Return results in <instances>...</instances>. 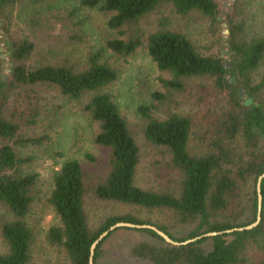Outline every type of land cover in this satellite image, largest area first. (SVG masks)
I'll list each match as a JSON object with an SVG mask.
<instances>
[{
    "label": "trees",
    "instance_id": "1",
    "mask_svg": "<svg viewBox=\"0 0 264 264\" xmlns=\"http://www.w3.org/2000/svg\"><path fill=\"white\" fill-rule=\"evenodd\" d=\"M11 0H0V8ZM161 5H169L176 13L187 15L198 11L215 20L220 10L215 0H80L79 7L99 6L111 13L107 21L110 29L134 25L139 19ZM77 8L71 10L76 18ZM228 19L227 56L231 66L222 57L204 55L183 33L160 28L148 34L146 50L158 69L169 72L172 77L161 79L169 88L181 90L183 78L207 76L214 85L226 90L230 108L218 119V136L211 150L202 155H191L188 137L191 120L178 113H170L163 119L152 117L151 105H139L137 112L145 120L143 135L150 143L168 151V167L179 175L178 191L170 189L154 191L136 182L140 162L139 148L132 137L111 93L103 91L118 77L117 71L101 61L103 48L88 51L85 62L79 66L64 63H46L29 67L25 60L34 49L29 40H6L9 57L14 61L7 81L0 78V204L16 219L5 222L1 233L7 251L0 255V264H28L32 233L24 220L29 211L30 189L35 173H23L21 165L29 158L19 157L8 143L12 139L38 142L42 138H19L18 124L5 117V100L8 88L27 89L47 84L73 100H79L88 92H95L83 104L82 110L98 123L99 131L94 142L109 148V170L105 178L94 185V195L104 201L136 205L148 209H166L178 216L179 222H194L184 237H176L167 228L125 213L103 219L91 229L83 208L85 193L83 170L77 159H66L53 173V184L48 198L60 225L47 230L50 243L62 248L69 264H89L90 247L100 233L119 221L136 224H154L173 240L185 241L206 232L222 231L252 223L256 217V179L264 173V74L255 80L256 70L264 58V35L245 33L243 25ZM84 19V18H83ZM77 20L72 25H81ZM127 38L114 37L106 41V48L117 54H130L142 42L135 29ZM125 33L124 31L121 32ZM235 78V83L231 81ZM243 87L251 97L244 104L237 93ZM158 97V94H154ZM30 113V111H29ZM29 115V114H28ZM38 115L31 110V121ZM241 136L244 152H235L226 141ZM258 149V150H257ZM251 179L250 192L246 195L244 208L249 209L245 222L231 220L233 202L243 203L242 186ZM262 212L260 222L249 230H235L195 241L172 245L165 242L153 230L140 229L158 240V244L140 241L134 244L132 255L146 259L152 264H245L243 257L247 246H253L259 257L251 264H264V178L260 184ZM227 212V219L215 217ZM131 229L120 227L110 231L96 246L93 254L95 264L102 253V245L114 231ZM135 230V229H134ZM209 241V244L206 242Z\"/></svg>",
    "mask_w": 264,
    "mask_h": 264
},
{
    "label": "rangeland",
    "instance_id": "2",
    "mask_svg": "<svg viewBox=\"0 0 264 264\" xmlns=\"http://www.w3.org/2000/svg\"><path fill=\"white\" fill-rule=\"evenodd\" d=\"M80 0H11L0 8V78L7 81L14 61L9 57L6 40H29L34 49L25 64L36 67L46 63H64L81 66L91 49L103 48L101 61L117 71L118 77L103 91L112 94L127 127L139 148L140 162L136 182L144 188L159 191H178L179 175L168 167L170 154L164 147L147 141L143 135L144 118L137 112L139 105H151L152 117L163 119L170 113L187 116L191 120L188 151L202 155L211 150L218 136L217 121L230 108L226 90L218 89L211 77L183 78V88L164 86L161 79L172 75L158 69L146 50L149 33L160 28L185 34L204 55L222 57L227 63L228 19L240 23L249 35H264V0H215L220 15L213 20L198 11L187 15L176 13L169 5H161L139 19L134 25L110 29L107 21L111 13L99 6L79 7ZM73 8L76 18L71 17ZM84 18V19H83ZM81 25H72L82 20ZM74 21V22H73ZM142 36L139 45L130 54H117L106 48V41L127 38L132 32ZM124 31L125 33H121ZM264 74V58L255 74L257 81ZM232 82L235 83V78ZM95 92H88L79 100L63 95L58 88L40 84L27 89L9 87L6 92L5 117L18 124L19 138H42L38 142L9 140L19 157L29 158L21 165L23 173H35L36 179L29 195V211L22 218L32 233L28 264H69L64 250L47 238L51 226H59L48 198L53 184V173L66 159H77L83 170V208L91 229L106 217L130 213L136 217L162 225L176 237H184L194 222H179L174 212L166 209H148L114 201H104L94 195L93 187L102 181L109 170V148L96 144L94 137L98 123L82 110L83 104ZM154 94H158L156 97ZM243 101L251 98L244 88ZM37 108L33 122L31 110ZM30 111V113H29ZM29 114V115H28ZM235 152H244L241 136L226 141ZM258 150V149H257ZM251 179L242 186L243 203L233 202L231 216L224 212L215 216L218 221L231 217L235 223L245 222L249 209L244 208L250 192ZM16 217L0 204V255L7 251L1 228ZM149 224V223H147ZM152 224V225H154ZM135 229V230H134ZM140 241L158 244L152 235L137 228L118 229L104 241L98 259L102 264H152L131 254V247ZM209 244V241L206 242ZM243 257L251 264L259 257L253 246H247Z\"/></svg>",
    "mask_w": 264,
    "mask_h": 264
},
{
    "label": "water",
    "instance_id": "3",
    "mask_svg": "<svg viewBox=\"0 0 264 264\" xmlns=\"http://www.w3.org/2000/svg\"><path fill=\"white\" fill-rule=\"evenodd\" d=\"M226 66H231V63H227ZM233 80V78H231V81ZM243 87H239L237 93L240 95L241 91H242ZM242 96H246V94L240 95ZM252 102L251 98H247L244 100V104H250ZM264 178V173H261L260 175L257 176L256 179V197H257V211H256V217L255 220L245 226H241V227H233V228H229V229H225L222 231H211V232H206L203 233L199 236H196L194 238H190L187 239L185 241H176L173 240L167 233H165L164 231H162L161 229H159L157 226L152 225V224H147V223H142V224H136V223H131V222H125V221H119L114 223L113 225H111L107 230L103 231L102 233L99 234V236L93 241V243L91 244L90 247V257H89V264H95L94 260H93V254H94V250L96 248V246L98 245V243L112 230H115L117 228L120 227H127V228H137V229H150L153 230L159 237H161L165 242L172 244V245H180V244H186L192 241H195L201 237H211V236H215L218 234H224V233H230L233 232L235 230H249L254 228L261 220V212H262V196H261V190H260V184H261V180Z\"/></svg>",
    "mask_w": 264,
    "mask_h": 264
}]
</instances>
